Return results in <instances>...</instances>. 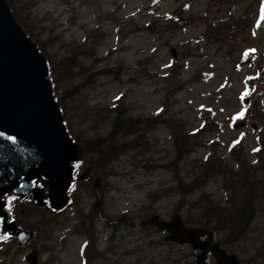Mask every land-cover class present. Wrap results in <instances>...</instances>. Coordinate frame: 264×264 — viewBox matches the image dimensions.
<instances>
[{
	"label": "rangeland",
	"instance_id": "374dc122",
	"mask_svg": "<svg viewBox=\"0 0 264 264\" xmlns=\"http://www.w3.org/2000/svg\"><path fill=\"white\" fill-rule=\"evenodd\" d=\"M17 1L34 40L56 66L66 56L77 60L72 71L77 74L62 80L59 92L69 93L64 96L65 116L77 139L80 165L84 164L76 173L89 167L91 176L101 180V217L106 214L115 220L132 215L141 220L157 213L169 219L179 212L187 222L219 226L225 236L228 229L230 251L245 264H264V196L256 203L242 199L243 171L247 168L248 178L254 180L248 166L264 158V148L257 161L254 153L259 120L248 118L254 112L264 113V77L255 75L256 70L264 73V0L188 1L185 14L195 21L174 34L162 22L156 29L160 33H154L148 22L179 8L181 0ZM213 17L218 19L211 23ZM233 19L240 29L229 26ZM135 26L142 29L134 32ZM89 41L96 47L85 46ZM245 48L254 54L252 65L237 63ZM171 62L176 66H167ZM63 65L68 64L63 61ZM251 93L254 103L244 104L242 97ZM115 102L123 108V123L131 118L140 126L112 135L113 150L106 159H97L98 154L91 152L95 142H89L106 143L116 116L113 110L119 108ZM202 113L221 127L201 136L200 144L177 139L174 125L189 135ZM238 121L245 122L234 128ZM261 136L264 142V130ZM216 137L220 141L209 145ZM237 139L241 144L234 149L245 154L239 165L230 150ZM206 153L216 165L206 171L208 178L191 181ZM252 170L262 176V170ZM92 180L76 181L72 203L57 213L46 206L13 202L21 228L37 227V232L23 246L16 238L5 240L0 245V264H28L25 255L31 249L40 251L39 264H82L79 245L88 227L103 228V219L92 209L97 199L89 184ZM243 202L249 205V216L235 220L237 211L231 210L235 204L244 210Z\"/></svg>",
	"mask_w": 264,
	"mask_h": 264
},
{
	"label": "water",
	"instance_id": "95a60500",
	"mask_svg": "<svg viewBox=\"0 0 264 264\" xmlns=\"http://www.w3.org/2000/svg\"><path fill=\"white\" fill-rule=\"evenodd\" d=\"M243 124L241 121L234 126ZM77 152V144L67 133L60 108L52 97L45 56L16 22L6 1L0 0V236L6 230L17 231L4 210L3 197L7 192H14L18 199L29 196L34 204L51 211L67 203L66 191ZM89 174L90 168L86 167L79 179ZM39 181L49 187L46 194L37 186ZM100 183L95 178L97 193ZM144 223L168 230L166 239L190 242L199 256L197 238L203 229L186 228L178 214L170 221L153 215ZM32 235L27 229L17 231L20 244L27 243ZM213 250L220 261L236 264L234 256L226 255L222 249ZM38 255L39 251L33 249L25 259L28 264H37Z\"/></svg>",
	"mask_w": 264,
	"mask_h": 264
},
{
	"label": "trees",
	"instance_id": "16d2710c",
	"mask_svg": "<svg viewBox=\"0 0 264 264\" xmlns=\"http://www.w3.org/2000/svg\"><path fill=\"white\" fill-rule=\"evenodd\" d=\"M5 1H6L7 5H8V7H9V10L11 11V13L14 16V18L16 19V21L23 27V29L28 34V36L36 43V45L38 46V49L40 50V52L43 53L45 55V57L47 58V61H48V78L52 82L53 99L55 100V102L60 107L62 118H63V121H64V124H65V127H66L67 131L69 132V134L73 138V140L75 142H77V139L73 136V134H72V132L70 130V125H69V122H68V120H67V118L65 116V111H64V100H65L64 96L68 95L69 93L65 94V92L64 93H62V92L60 93L59 92V88L62 86L61 81L62 80L67 81L72 76L77 74V73L72 72V71H74L76 69L75 67H77L76 64H75L76 61H77L76 58H73L72 56L71 57L70 56H66L60 61L59 66L58 65L56 66L52 62L50 57L48 55H46L44 48L39 44V42L34 40V37L32 35V31L30 30L29 25L27 24V18H25L24 17L25 15L23 14L24 13V11H23L24 9L21 7V4L19 3V1H17V0H5ZM183 1H185V2H183ZM188 1H192V0H181V2H179V3L180 4L182 3V4L179 6V8L177 6L172 11L167 12L166 14H164L161 17L159 16V18H157L158 20H154V21L148 22V23H152V25L150 26L151 29H153L152 31L154 33H160V31H158L156 29L160 28L159 23L162 22V23H164V26H165L166 30L167 31H171L170 33L174 34V33L178 32V31H180L181 29H183L185 26H187L190 23H192L193 21H195V18L192 15L187 16L185 14L186 10L190 7V3ZM218 1L221 3V0H218ZM232 17L233 16H230V18H228V19L231 20ZM214 19H218V18L213 17L210 22L212 23ZM210 22L207 23L208 26H211ZM225 22H226V20H225ZM221 23H223V22H221ZM235 25H237V27L239 28L238 23L236 22L235 19H233L230 22L229 26L233 28V27H235ZM125 26H126L125 24L123 25L121 23L120 24V29H124ZM141 29H142L141 27L135 26V28L132 31L135 32V31H138V30H141ZM89 42L90 43L87 42L85 44V46H87V47H92V46L96 47V44H95L94 41H89ZM186 44H189V43L186 42ZM253 55L254 54H252V51H251L250 48H245V49L242 50V53H241V55L239 56V58L237 60L238 61L237 63L239 65H243V64H247V63L252 65L251 63L253 62ZM63 61H66V63L68 64L66 68L64 67V65L62 66V62ZM175 66L176 65L172 63L169 67H175ZM68 71H70L72 73L69 74ZM260 72H261L260 70L255 72L256 78H257V76H259L260 78L264 77V73H260ZM248 77L253 78L254 76L249 74ZM253 94H255V93H251L250 94V99H251L250 105H252L254 103L255 96ZM119 98H120V96L118 98L114 99V100L118 101ZM116 106H119V102H115L114 107H116ZM161 110H163L162 107H161ZM113 111L115 112L116 116H115L113 124H112V130H111L109 136L106 139V143H104L102 140L100 142L101 143L100 145H95L96 142H97L95 140L89 142L90 144H93L95 142L93 147L91 148V152H94V153L98 154L97 155V157H98L97 159H102V158L106 159L109 156L110 151L113 150L110 147L111 143L113 144L112 135L120 133L121 131H123L124 129H127V128L138 129V127L140 126V123L137 120H133L131 118H130L129 122H124V123L120 120V117H122L121 115L124 114V111H123L122 107L119 106V108H116ZM200 117H202L201 123L189 135L181 134L180 126L175 124L174 125V129H173V133L177 134V135L179 134V137L177 139L180 138V141L184 142L186 144L187 143L192 144V145L195 144V143L200 144L199 141H201L200 140L201 136H203L205 133H209V132H212V131L218 129V127H221V123L216 121L215 118L210 117L209 114L204 116V113H202L200 115ZM253 117L258 118V120H259V130L258 131L254 130V132H256V135H257V147H256V150H255V153L257 152V156H256V161H257L259 159L258 155L262 152V150L264 148V142H263V139H262L263 137L261 136V132L264 130V113H260V115H257L256 112H254L248 118L251 119ZM134 138H136V136ZM174 138H175V135H174ZM177 139H176V141H177ZM215 141L219 142L220 140L218 139V137L210 139L209 140V142H210L209 145L213 146L215 144ZM105 144H106V146H105ZM240 144H241V141H238V145L237 146L233 145L232 147H230V150L233 149L231 151V154L234 157H236L238 165L242 161V159L245 158V154H243V150L242 149H240V148L234 149L236 147H239ZM100 147H102V148H100ZM99 149H100V151L97 153V151ZM114 149H117V146H115ZM209 155L210 154L207 153V155L204 158L205 163L200 166L199 173L196 172L195 177H193L191 179V181H193L195 179L200 180V179H203L205 177L208 178V176L205 175L206 171L212 169L216 165V160L214 158H212V157H209ZM80 161L81 160H80V158L78 156V159L74 162L75 171L76 172L79 169L83 168L84 164L80 165ZM82 163H83V161H82ZM217 166L219 167V164ZM248 167H249V169H248L249 173H251L254 176V180H251V179L248 178V176H247L248 175L247 168H245V170L243 171V176H242L243 177L242 181L245 183V186L242 189V193H244L243 196H242V199H247V200L253 199V200H255L257 198V200L260 201L259 196L260 197L264 196V158H262L260 163H258L257 165L248 166ZM252 169L262 170L263 171L262 176L261 177L256 176L254 174L255 172ZM229 171H231V170H229ZM216 173L219 174L218 171L215 172L214 174H216ZM198 174L200 175L199 178H198ZM40 185L46 190V187L43 186L42 183H40ZM4 200H5V209H6L7 213H8L9 219L14 220L17 223V226H19V227L23 226L20 223L19 219H18L17 210L15 211L14 208H13V202H21V203L28 202L30 204L31 203L33 204V202H31L29 197H24L22 199H15L11 193L6 194L5 197H4ZM257 200H255L254 202L256 203ZM243 203L245 204V202H243ZM258 204H259V202L257 203V205ZM254 205L256 207V204H253V206ZM248 210H250V209H249V205L246 202L244 210H242V207H240V209H238V205L235 204V209H232L231 211H237V214H235L236 219H235V217H234V219L235 220H241L242 219L241 217L243 216V214L244 215L246 214L247 216H249ZM217 215L223 216V215L220 214V212H217ZM230 219L232 220L233 217H231ZM236 224L237 223H235V225ZM36 228L37 227H34L33 230H32L34 233L37 232ZM229 233L230 232L227 229V233H226L227 236H229ZM9 239L13 240L14 239L13 235L12 236H8V237L4 236V237L0 238V244H2L5 240H7V242H8Z\"/></svg>",
	"mask_w": 264,
	"mask_h": 264
},
{
	"label": "flooded vegetation",
	"instance_id": "af4514ba",
	"mask_svg": "<svg viewBox=\"0 0 264 264\" xmlns=\"http://www.w3.org/2000/svg\"><path fill=\"white\" fill-rule=\"evenodd\" d=\"M89 178L93 179L89 184L91 183L94 188V177L90 175L84 181ZM75 180H78L77 176H75ZM100 188L98 193L95 192L97 199L92 205L93 212L99 217H101V204L104 202L100 194ZM69 197L72 200L70 193ZM98 200L99 203L97 204ZM105 215L101 217L103 228L96 230L92 225L88 227L90 231L86 232V237L79 245L80 250L84 251L86 264H225L218 259L213 248L216 251L223 249L227 255L235 256L236 264H245L237 254L230 251L228 236L224 235V231H221L219 226L213 227L205 223H190L185 221L183 215H181L187 228L203 229L198 233L199 256L197 257L195 248L191 244L167 240L168 231H160L154 223H144L147 218L135 220L130 215V218L121 217L109 220V216ZM157 215L160 219L166 221L170 219ZM92 231H94V236L91 237ZM255 262L261 264L258 261Z\"/></svg>",
	"mask_w": 264,
	"mask_h": 264
},
{
	"label": "snow or ice",
	"instance_id": "6c2138e0",
	"mask_svg": "<svg viewBox=\"0 0 264 264\" xmlns=\"http://www.w3.org/2000/svg\"><path fill=\"white\" fill-rule=\"evenodd\" d=\"M241 115H242V113H241ZM35 183V182H34Z\"/></svg>",
	"mask_w": 264,
	"mask_h": 264
}]
</instances>
